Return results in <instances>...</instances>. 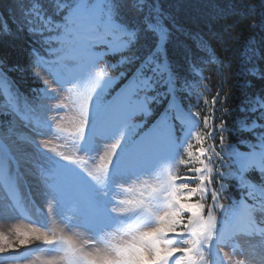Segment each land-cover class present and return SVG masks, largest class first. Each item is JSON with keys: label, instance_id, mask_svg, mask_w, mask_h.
<instances>
[{"label": "snow or ice", "instance_id": "snow-or-ice-1", "mask_svg": "<svg viewBox=\"0 0 264 264\" xmlns=\"http://www.w3.org/2000/svg\"><path fill=\"white\" fill-rule=\"evenodd\" d=\"M61 9L60 22L54 23L57 19L55 12H61ZM53 10L54 14L49 19L39 7L33 6L22 23V27L39 33L44 43L49 45V52L55 56V60L49 61L37 56L33 65L55 66L50 70V75L56 87L52 88L47 80L44 81V95L49 103L42 105V109L52 112L51 102L59 98L65 85L82 83L93 69L99 67V53L95 51L97 44L106 45L112 51L128 48L131 50L128 62L132 69L116 96L112 99L105 96V91L113 83L108 79L94 96L90 91L83 98L81 118L74 134V146L80 151L82 145L88 151L91 150L86 137L93 116L95 126L91 128V132L94 139L104 143L107 136L115 134L114 140L124 142L130 133L135 132L136 126L131 123L133 117L138 113L148 114L151 103H160L161 98L167 97L165 112L148 132L129 147L118 172H125L143 162L154 151L162 150L172 140L173 126L181 121L182 110L175 99L177 77L164 47L166 39L170 37L169 29L175 27V23L163 11L161 0H63V3H53ZM124 11L134 15L136 20L118 23V19L123 18L121 14ZM142 41L147 44V49L137 56L135 48L138 44L144 46ZM200 44L203 46L204 42L200 40ZM8 86L4 62L0 60V87ZM60 107L61 105H55V108ZM259 113L260 118L252 121L255 127L248 125L256 137L251 149L240 153L230 148V158L236 167L235 173L230 172L229 175H235L250 195L257 190L264 195V123L260 122L264 120V106L260 107ZM55 119L56 116L53 115L52 120ZM34 122V133L40 136L51 135L50 123L44 127L38 117ZM258 129L262 131H257ZM196 139L202 141L203 137L197 134ZM220 139L222 143V133ZM122 144H113V148H121ZM37 153L42 159L44 152L39 150V145ZM59 155L68 164L78 162L62 153ZM98 155L99 153L87 156L95 161ZM189 155L194 153L190 151ZM199 155L206 156L205 148H199ZM216 156L219 157L220 154L216 153ZM59 161L61 160L52 161L51 165L46 163L47 167L40 169L45 189L43 194L47 200L48 222L55 219L64 223L70 231L76 228L88 231L89 241L98 249L102 244L107 245L95 254H84L71 238L61 237L56 240L49 238L40 229H33L32 235L36 240H42L46 245L62 247V259L67 264H200L202 260L205 264H232L231 253L226 250L229 242L237 236H254L258 231L257 225L264 224V199L259 201V205L236 203L229 207L226 214L222 213L224 222H218L211 209L206 208L204 201L206 194L213 202L217 200L218 190L209 188V185H215L217 177L207 175L211 169L204 160H200L203 168L191 167L189 171L192 176L169 178L163 210L152 211L139 204L138 209L147 212L143 218L145 227L131 229V240L114 244L105 240L103 234L123 224L121 217L134 211L132 207H121L131 204L130 201H117L122 184L110 182L114 162L109 159L100 165L98 171H103L102 179L88 172V176L93 178L89 180L88 176L66 168ZM196 173L205 174L196 177ZM181 179L184 182L179 186L173 183ZM219 179H225L223 173L219 174ZM190 180H195L194 186L189 185L187 181ZM0 185L8 192L17 210L22 212L24 207L17 191L18 177L10 172L4 155H0ZM218 206L220 209L225 207L223 204ZM35 211L42 214L38 207ZM69 212L71 215H68ZM41 227H47V224ZM260 235L264 237V230L260 231ZM28 238L29 234L23 233L19 244L28 243ZM12 246L6 243V247ZM3 251L5 248L0 247V252ZM55 251L56 248L53 247L50 254ZM261 251L264 252V241L261 243ZM213 253L215 260L212 258ZM236 264L243 262L237 261Z\"/></svg>", "mask_w": 264, "mask_h": 264}, {"label": "trees", "instance_id": "trees-1", "mask_svg": "<svg viewBox=\"0 0 264 264\" xmlns=\"http://www.w3.org/2000/svg\"><path fill=\"white\" fill-rule=\"evenodd\" d=\"M53 3H63V0H0V60L4 62L9 81L8 87H0L2 131L10 119L11 110L22 111L21 102H37L44 96V84L33 65L37 56L43 60H51L55 56L49 53V45L44 43L43 37L28 27H22V23L33 6L39 7L51 19ZM161 6L175 23V27L169 29L170 37L164 47L178 81L175 99L181 106V121L173 126L170 153L163 151L169 142L141 163L147 170L158 168V165L162 168L164 164L163 170L167 171L163 192L168 193L165 188L170 177L192 176L189 169L203 168L199 161L204 160L211 169L206 174L217 177L215 185H209V188L218 190L215 201L218 205L231 206L230 196L239 202L257 205L261 192L257 190L250 195L236 176L229 173H235L236 167L230 158V148L240 153L251 149L256 137L248 125L260 118L259 109L264 106V75H260L264 74V0H161ZM62 11L55 12L57 19L53 22L60 21ZM121 15L123 18L118 19V23L136 20L126 11ZM200 40L204 42L203 46ZM141 43L144 46L138 44L135 48L137 56L147 49V44ZM130 51L125 48L107 56L116 63L105 73L107 77L118 80L112 89L126 83L132 69L128 62ZM167 99L151 103L148 114L134 116L138 120L132 119L136 128L128 135V138L133 137L131 141L154 126L167 108ZM4 109L10 112L5 113ZM260 122L264 123V120ZM197 134L203 137L202 141L196 139ZM175 146L186 163L176 161ZM201 147L205 148L206 156L199 155ZM190 151L194 155L190 156ZM216 153L220 156L217 157ZM171 160L173 164L169 162ZM220 173L225 179H219ZM202 174L205 173L195 175L199 177ZM187 182L190 186L195 185V180ZM204 201L206 208L211 209L213 201L208 194ZM211 211L219 222L222 210L218 206ZM200 262L205 264L204 260Z\"/></svg>", "mask_w": 264, "mask_h": 264}, {"label": "rangeland", "instance_id": "rangeland-1", "mask_svg": "<svg viewBox=\"0 0 264 264\" xmlns=\"http://www.w3.org/2000/svg\"><path fill=\"white\" fill-rule=\"evenodd\" d=\"M124 49L112 51L106 45L97 44L95 51L99 53L101 61L99 67L93 69L91 74L86 76L82 83L65 85L59 98L51 102L53 107L52 112H48L41 107L49 103L45 95L37 102H21L22 111H9L10 119L5 122L7 125L4 131L0 130V141L4 148L0 149V155H4L10 161L8 164L9 170L10 172H14L13 174L18 177L17 191L24 210L22 212L17 210L8 192L0 185V247L5 248V251L0 252V264H67L62 259L64 256L62 247L52 245L56 248V251L50 254V250L53 247L43 248V241L36 240L32 235L33 229H40L49 238H55L56 240H59L61 237L71 238L82 249L84 254H95L97 250L102 251L103 248L107 247L106 244L100 245L99 249L93 246L88 239L89 232L81 228L70 231L65 227L64 223H60L55 219L52 222H48L47 200L43 194L45 189L40 169L46 168L47 164L51 165L52 161L60 159L61 161L59 162L61 164L80 175L88 176V172H92L95 176H99L102 179L103 171H98L100 165L106 163L109 159L115 162L135 142L131 141L133 138L131 136L129 138L127 136L124 142L122 140H114L115 134L107 136L104 143L98 142L93 138L91 132V128L95 126V124L93 125L95 120L93 116L90 119V131L86 137V141L90 142L91 150L88 151L82 145L80 151L78 147L74 146L76 144L74 134L81 118L83 98L90 91L94 96L95 92L103 87L105 80L111 79L113 81L108 89L116 86L118 80L105 75L106 71L116 64L107 56L121 52ZM51 60H55V57ZM54 68V65L36 67V74L39 73L38 76L41 78L44 88H46L45 80L49 82L52 88L56 87L52 83V76L50 75V70ZM93 77H97V79H93ZM108 89L105 91L107 99L111 96ZM49 92H51V89H49ZM55 105H61V107L55 108ZM3 111L9 113L6 109ZM138 114L136 115L140 116L144 113ZM53 115L56 116L55 120H52ZM37 117L42 126L47 127L49 123L51 124V135L40 136L33 132V128L36 126L34 120ZM134 119L138 120L137 117H133ZM131 123L135 125L132 121ZM138 123L142 124L141 122ZM58 129H62V131H58ZM113 144H122V146L121 148H113ZM37 145H39V150L44 152L42 159L38 156ZM171 148L170 141V145L163 151L169 154ZM61 153L78 162L68 164V161L61 159L59 155ZM98 153L99 155L96 156L95 161L89 157ZM116 153L118 154L115 157ZM173 153L176 161L182 162V156L176 146L173 147ZM169 162L173 164L172 160ZM120 166L121 164L117 165L114 169L112 167L110 173V182L112 184H122L118 190L117 201H130L131 204L122 205L121 207H132L134 211L125 215L134 214L136 218L140 212L142 219L136 218V221L131 223L132 219L128 218L125 222L126 226L115 227L104 233L105 240L114 244L131 240V229L145 227L143 218L147 215V212L140 211L137 207L139 204H143L146 209L152 211L163 210L165 198L168 195V193L163 192L164 175L165 171H167V169L163 170L164 164H162V168L159 165V169L157 167L152 168V171L147 170L146 165L143 163L132 166L125 172H118ZM85 179L87 178L85 177ZM88 179L92 180L93 178L92 176H88ZM93 182L95 183V181ZM182 182H184L182 179L174 181L177 186ZM153 189H156V191H153ZM159 196H161V200L158 201L160 205L156 202ZM235 201L230 196L232 205L236 204ZM226 206L229 207V205ZM36 207L40 208L42 214L35 211ZM68 215H71V212ZM43 224H47V227H41ZM257 228L258 231L254 236H237L229 242V248L226 250L231 253L232 264H236L237 261H242L243 264H264V252L261 251V243L264 241V237L260 235V231L264 230V224H258ZM23 233L29 234L28 243L24 244L27 246L21 245L18 242ZM6 243L13 246L6 247ZM17 255L22 256L21 260H18Z\"/></svg>", "mask_w": 264, "mask_h": 264}, {"label": "clouds", "instance_id": "clouds-1", "mask_svg": "<svg viewBox=\"0 0 264 264\" xmlns=\"http://www.w3.org/2000/svg\"><path fill=\"white\" fill-rule=\"evenodd\" d=\"M229 209V207H224L222 210V213L226 214L227 210ZM224 216H221L220 218V222L223 223L224 222Z\"/></svg>", "mask_w": 264, "mask_h": 264}, {"label": "bare ground", "instance_id": "bare-ground-1", "mask_svg": "<svg viewBox=\"0 0 264 264\" xmlns=\"http://www.w3.org/2000/svg\"><path fill=\"white\" fill-rule=\"evenodd\" d=\"M24 246H27V245H24ZM23 247V246H22Z\"/></svg>", "mask_w": 264, "mask_h": 264}]
</instances>
